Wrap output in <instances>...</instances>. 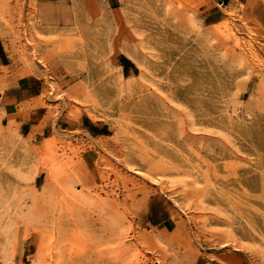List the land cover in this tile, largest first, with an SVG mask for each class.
<instances>
[{
	"label": "rangeland",
	"instance_id": "374dc122",
	"mask_svg": "<svg viewBox=\"0 0 264 264\" xmlns=\"http://www.w3.org/2000/svg\"><path fill=\"white\" fill-rule=\"evenodd\" d=\"M212 8L0 0V264H264V0Z\"/></svg>",
	"mask_w": 264,
	"mask_h": 264
},
{
	"label": "crops",
	"instance_id": "0c3cea01",
	"mask_svg": "<svg viewBox=\"0 0 264 264\" xmlns=\"http://www.w3.org/2000/svg\"><path fill=\"white\" fill-rule=\"evenodd\" d=\"M213 5V12L209 14L210 17H214L218 12H221L222 7L227 6L232 0H209ZM38 77L35 76H23L18 79H12L9 86L3 91L0 96L2 99L1 107L10 112L12 116H17L25 112L20 109V105L29 99H32L38 95L41 91V85L37 84ZM35 111H31L34 113ZM21 121V119L19 120Z\"/></svg>",
	"mask_w": 264,
	"mask_h": 264
},
{
	"label": "bare ground",
	"instance_id": "6f19581e",
	"mask_svg": "<svg viewBox=\"0 0 264 264\" xmlns=\"http://www.w3.org/2000/svg\"><path fill=\"white\" fill-rule=\"evenodd\" d=\"M34 1H36V0H34ZM32 3V2H31ZM36 4V3H35ZM7 6V5H6ZM20 6V5H19ZM34 6V5H33ZM15 7V6H14ZM36 7H37V5H36ZM8 8V7H7ZM19 8V7H18ZM10 9V8H9ZM15 10V9H14ZM35 10V9H34ZM11 11V10H10ZM13 11V10H12ZM17 10H15V12H16ZM21 11V10H20ZM19 11V12H20ZM35 11H37V10H35ZM9 13V12H8ZM72 264V263H71ZM94 264V263H93Z\"/></svg>",
	"mask_w": 264,
	"mask_h": 264
},
{
	"label": "trees",
	"instance_id": "16d2710c",
	"mask_svg": "<svg viewBox=\"0 0 264 264\" xmlns=\"http://www.w3.org/2000/svg\"><path fill=\"white\" fill-rule=\"evenodd\" d=\"M124 61H125V63H129L128 59H125V58H124Z\"/></svg>",
	"mask_w": 264,
	"mask_h": 264
}]
</instances>
